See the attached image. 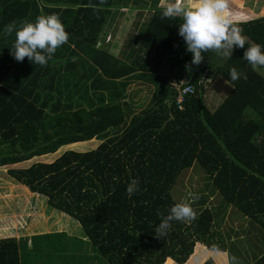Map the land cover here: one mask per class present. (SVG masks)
Segmentation results:
<instances>
[{"label":"trees","instance_id":"16d2710c","mask_svg":"<svg viewBox=\"0 0 264 264\" xmlns=\"http://www.w3.org/2000/svg\"><path fill=\"white\" fill-rule=\"evenodd\" d=\"M121 1L120 7L141 10L142 3L155 2L144 10L148 14L138 25L132 51L123 57L102 40ZM142 1L0 0V166L100 140L93 148L65 149L51 161L7 172L75 218L107 264H170L167 258L183 264L196 242L211 251H229L256 230L264 240V76L242 59V48L234 47L230 57L208 50L192 64L177 34L178 18H162L160 0ZM48 13L64 24L67 42L45 65L27 57L15 60L9 49L14 33L3 34V26ZM232 21L264 50V15ZM230 67L246 78L232 81ZM175 71L187 73L195 84L182 109L176 108L169 84ZM217 75L231 90L210 110L202 103L200 79L208 78L209 86ZM132 80L151 92L139 111L127 99ZM194 164L226 208L205 206L192 220H173L158 238L159 219L180 202L172 187ZM131 177L139 187L128 196ZM231 215L243 222L238 229H223L221 221ZM0 264H20L15 237L0 238ZM187 264L217 262L200 256ZM246 264H264V247Z\"/></svg>","mask_w":264,"mask_h":264},{"label":"rangeland","instance_id":"374dc122","mask_svg":"<svg viewBox=\"0 0 264 264\" xmlns=\"http://www.w3.org/2000/svg\"><path fill=\"white\" fill-rule=\"evenodd\" d=\"M251 1L255 0H226L227 10L230 13V19L238 20L244 18L242 14H239L238 9H241V6H247V4H249ZM122 2L124 1L117 2L116 5L119 7L120 12L118 11L116 13L117 15H115V19L112 21L111 25H109V29L106 30L109 37L107 34H105L102 38L108 47L111 46L109 50L120 57L127 56V54L132 51L131 46H133V42L135 41L133 38H136L139 28L138 25L141 24L140 22L143 23L147 17V11H149V9L146 8H151L152 5L155 4L154 1L142 3L145 5L148 4L142 7L143 10L146 9L147 11L138 12L139 14L137 13V16H134L136 19L132 22L130 21L133 18L132 11L136 13L134 9H139V6L123 8L120 7L124 6L122 5ZM167 2L168 0H160L158 3L165 6ZM125 12L127 15H125ZM129 37H132V40L128 42V44V40H122ZM108 38H110V40H107ZM125 43L129 48L125 52H122L121 48L126 46ZM255 68L261 75L264 76V65H258ZM174 74V72L170 73V76L172 77ZM220 82H222V84H220ZM224 82L226 83L224 84ZM143 84L144 83H136L132 87H130L131 85L129 86L128 93H130V97L127 99L134 111H139L149 102L151 97V92L148 91ZM203 86L205 90L202 94V103L209 109H212V106L214 105L217 106L222 101H220V99L227 95L230 87L227 81L219 75H217L212 80V82L209 83V86L207 78V81ZM219 87L221 89V94L218 96L216 92L217 89L219 90ZM136 89L140 91L133 93V91ZM222 92L225 94L223 95ZM99 141L100 140L96 138H92L85 141L66 144L59 148L56 152L34 156L31 159L25 161L0 166V238L3 237L2 235H5V232H10V230L6 231L4 229L5 223L21 220L32 221V219H35L34 217H30V215H26V213H30L32 209H38L39 205H35L32 208V204H27L26 202L28 198H34V202L36 199H38V201L43 204L45 210L47 208L46 215L50 212H61L60 210L52 207L48 202L47 203L49 205L44 203V197L38 193L32 192L29 189L28 190L30 192H27V189L25 188L26 186L24 184L19 183L8 174V168L25 167L34 161H51L57 157V155H59L62 150L71 148L74 150L84 151L93 148L94 145ZM188 192H192L198 196V199L190 201L191 207L195 213L205 206H221L222 208H226L225 202L218 195L217 191L212 188V184L208 182V179L206 178L202 169L197 164H194L191 169H188L183 176H179L176 183L172 187V194H174L175 197H178L180 202L187 199L186 194ZM227 208V211H230V207ZM49 210L51 211L48 212ZM55 213L54 215L50 214L51 222H55L60 219L63 220V216L56 217ZM228 216L226 219L224 217L225 221L223 223L221 221L220 226H222L223 229H227L229 226H234L235 229H238L240 223L243 222V219L241 217H235L234 215H231L229 218ZM69 218L70 220H75L72 217ZM247 227L248 225L245 228ZM238 232H240V230H238ZM80 233H83L82 227H79L77 230L73 228L69 230L66 228L64 233H61L60 235L51 233L50 235L46 236H36L33 240V246L30 247L32 252L28 251L29 253L25 251L26 248L23 246L24 244L26 245V241L22 240L20 243L22 248L20 250V264H107L105 258L97 251L95 246L92 245L91 241L87 237V241L84 242L81 240L82 237L80 236ZM248 235L249 236H243L244 238H242L240 242H236L229 251H211L208 250V248H206V246L203 244L196 242L192 253L183 264H187L190 258L196 259L197 257L200 258V256H203V259L210 256L217 262V264H231L232 257L236 258L237 264L249 263L263 249L264 240L258 230L250 231ZM208 252L213 254V256L208 255ZM228 252H230V255ZM93 255L96 258L93 257V260H90ZM168 260L171 262L170 264H177L173 260Z\"/></svg>","mask_w":264,"mask_h":264},{"label":"clouds","instance_id":"9594fccd","mask_svg":"<svg viewBox=\"0 0 264 264\" xmlns=\"http://www.w3.org/2000/svg\"><path fill=\"white\" fill-rule=\"evenodd\" d=\"M162 18H178L177 34L182 37L185 50L191 53V63L198 64L203 52L214 50L218 55L230 57L233 48H242V59L252 68L264 65V50L258 43L242 35V29L231 19L226 0H168L161 11ZM2 33L13 34L10 54L17 61L25 57L33 63L45 65L56 49L67 42L68 32L57 14H39L32 20L12 21L3 26ZM247 45V46H246ZM228 76L232 81L246 78L235 67H230ZM226 83V82H225ZM135 177L129 178L125 192L131 196L138 190ZM187 199L171 204L154 229L158 238L166 234L171 221L195 218L190 201L198 199L192 192ZM231 264H237L231 258Z\"/></svg>","mask_w":264,"mask_h":264},{"label":"crops","instance_id":"0c3cea01","mask_svg":"<svg viewBox=\"0 0 264 264\" xmlns=\"http://www.w3.org/2000/svg\"><path fill=\"white\" fill-rule=\"evenodd\" d=\"M240 8L241 9H238L239 14H242V16H244V18L238 19V20H247V19H251V18L260 17V16H263L264 15V0L251 1V2H249V4H247V6H241ZM134 11L136 13H134L132 11L133 18L130 20L132 22L136 19V17H134V16L135 15L137 16V13L138 12L144 11V10L134 9ZM141 14H142V12H141ZM125 15H127V13ZM122 40H132V37L125 38V39H122ZM133 40H134V38H133ZM116 46H117V44H116ZM121 50H122V48H121ZM139 82H141V81L132 80L130 82L129 86L131 85L130 87H132L134 84H136V83L138 84ZM220 84H222V82H220ZM224 84H225V82H224ZM230 90H231V85L229 87L228 92ZM216 94L218 96L221 94L220 87H219V90L217 89ZM222 94H223V92H222ZM222 99H220V101ZM212 107L213 108L210 109V110H213L216 106L214 105ZM96 145L97 144H95L94 147ZM25 188L27 189V192H30L27 187H25ZM41 196H43V195H41ZM26 202H27V204L28 203L29 204L31 203L32 204V208L35 205H39L38 209L37 208L36 209H32L31 208L32 210L30 211V213H26V215H28V216L30 215V217H34L35 219H32V221H30V220L29 221L21 220V221H13V222L5 223L4 229L6 231L7 230H10V232L7 231V232H5V235H2L3 237H15L16 238V240L18 242V248H19V255L20 256H21V251L20 250L22 249L20 243L22 242V240H25L26 241V245L24 244L23 246L26 248L25 251H27V253H29L28 251L32 252V250H30V247L33 246V240H34V238L36 236H46V235H50L51 233L60 235L61 233H64V230L66 228H68L69 230L72 229V228L75 229V230H77V229H79V227H81L80 224H79V222L75 218H74L75 219L74 221L73 220H70L69 217H71V216L68 215V214H66V213L64 214V212H62V211L61 212H58V213H55V212H50L51 210H49L48 212H50V213H48L46 215L47 208L45 210L43 204L41 202H39L38 199H36L35 202H34V198H28L26 200ZM44 203H46L47 205H49L47 203V200H46L45 197H44ZM54 213L56 214L55 215L56 217L63 216V220L60 219V220H57L55 222L54 221L51 222L50 221V219H51L50 214L51 215H54ZM46 223H47V225H46ZM80 236L82 237L81 238L82 241H84V242L87 241V238H86L84 232L82 234L80 233ZM94 255L92 256V258H90V260H93V257H95ZM208 255L213 256V254H211L209 252H208ZM168 259H170V258H168Z\"/></svg>","mask_w":264,"mask_h":264},{"label":"built area","instance_id":"2783aa9c","mask_svg":"<svg viewBox=\"0 0 264 264\" xmlns=\"http://www.w3.org/2000/svg\"><path fill=\"white\" fill-rule=\"evenodd\" d=\"M200 81L204 85L207 78L202 76ZM169 84L171 88L175 90L173 102L175 103L176 108L182 109L187 95L194 92L195 84L190 82L189 75L185 72H177L174 76H170Z\"/></svg>","mask_w":264,"mask_h":264}]
</instances>
